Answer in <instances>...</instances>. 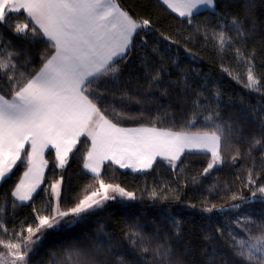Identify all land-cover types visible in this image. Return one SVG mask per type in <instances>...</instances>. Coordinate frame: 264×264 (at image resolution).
I'll use <instances>...</instances> for the list:
<instances>
[{"label":"trees","instance_id":"obj_1","mask_svg":"<svg viewBox=\"0 0 264 264\" xmlns=\"http://www.w3.org/2000/svg\"><path fill=\"white\" fill-rule=\"evenodd\" d=\"M117 3L137 22L148 19L151 25L134 36L131 51L120 62L115 78L102 77L94 85L104 93L107 103L134 117L122 120L120 126H152L150 121L159 117L157 127L180 130L198 111L201 115L197 122L186 129L195 131L203 127L204 114L218 111V122H228L233 132L223 147L224 162L206 175L201 173L211 157L199 152L184 153L175 168L164 159H157L150 169L140 172L104 164L100 179L132 192L135 199L116 197L79 217L65 218L56 229L38 233L41 239L31 246L28 264H117L118 258H123L125 264H148L151 255L142 254L127 239L126 234L133 230L141 231L146 243L151 238L153 247L158 242L157 234L160 241L171 237L172 259L180 264H207L204 250L211 251L212 247L218 254L215 264H242L227 244L228 232L239 231L234 221L250 217L256 222L251 226L253 233L257 232V224H264V196L253 197L250 191L264 185V148H254L248 154L252 138L264 137V0H215L217 14L200 11L191 24L160 0ZM233 17L243 21L248 33L246 39L235 41L234 48H240L245 56L255 51L254 75L261 82L260 91L245 87L246 65L237 59L234 48L220 51L211 39V32L221 25L230 27ZM23 21L21 13L19 21L13 17L10 23ZM0 31L4 45L10 41V47L21 52V65L30 59V67L20 70H38L41 54L49 50L46 38L17 36L7 26ZM205 31L209 33L207 40ZM230 35L235 37V32ZM157 73L159 80L153 81ZM6 85V79L0 80V88L6 89ZM194 101L199 102V109ZM90 147V141L81 138L63 169L56 166L55 153L47 152L48 164L40 188L28 203L17 201L13 207L15 198L11 193L26 170L25 164H17L0 184V206L4 207L0 220L8 228L7 233L0 231V239L14 240L17 233L27 236L22 229L35 227L38 215L51 213L55 208L49 187L52 183L61 181L60 205L65 209L99 187V181L83 167ZM237 147L240 157L233 162ZM249 169L255 180L251 186L247 185ZM233 194L243 199L232 200ZM211 204L223 210L202 211V206ZM235 204L240 207L233 208ZM170 218L181 222L179 240ZM217 228L224 229L223 236ZM205 236L212 237V242ZM0 252L7 255L2 247Z\"/></svg>","mask_w":264,"mask_h":264},{"label":"snow or ice","instance_id":"obj_2","mask_svg":"<svg viewBox=\"0 0 264 264\" xmlns=\"http://www.w3.org/2000/svg\"><path fill=\"white\" fill-rule=\"evenodd\" d=\"M160 3L186 18L190 24L201 8L217 14L215 0H160ZM21 13L23 22L10 23L13 17L19 21ZM5 26L17 36L46 38L49 49L41 54L38 70L21 71V67H30V59L21 65L18 60L21 52L11 48L10 41L9 45H4L3 32L0 31V80H7L6 89L0 88V182L9 176L18 162L26 165L23 177L11 193L15 198L13 207L17 206V201L32 200L43 183L44 168L48 164L44 159L45 149H55L56 166L63 169L81 137L91 142L83 167L99 181V187L65 209L60 205L61 181L52 183L49 187L56 199L55 208L50 214L38 215L35 227L22 229L27 236L17 233L14 240L0 239V247L7 250V256L0 252V264H28L31 246L41 239L38 233L58 228L65 218L79 217L102 207L105 201L116 198L110 192L135 199L132 192L100 179L99 170L106 160L122 168L143 170L151 168L156 158L161 157L175 168L176 161L185 152L210 153L211 158L201 175L224 162L223 147L233 132L228 122H218V111L204 114L203 127L195 131L186 129L197 122L201 115L198 111L193 112L180 130H173L174 126L157 127L159 117L150 121L152 126L121 127L122 120L134 117L107 103L104 93L94 87L102 77L111 75L115 78L120 62L131 51L134 36L139 30L150 28L148 19L137 22L117 0H0V29ZM231 32H235V37L230 35ZM247 35L243 21L233 17L230 27L219 26L218 30L211 32V39L220 51H224L234 48L235 41L246 39ZM204 37L209 38L208 31L204 32ZM234 50L237 59L246 65L245 87L260 91L261 82L254 75L255 51L245 56L240 48ZM152 80H159V73L153 75ZM193 103L199 109V102ZM257 147L264 148V137L252 138L248 154L251 155L252 149ZM239 157L237 147L231 159L235 162ZM261 158L264 159V153ZM253 184L255 180L249 169L247 185ZM44 191L47 193L48 189ZM250 191L253 197L257 194L264 196V185L254 190L250 188ZM231 199L243 198L233 194ZM232 207L239 208L240 205ZM213 210L222 211L223 208L218 209L215 204L202 206V211L211 213ZM3 212L4 207L0 206V214ZM170 219L174 236L179 240L181 222ZM255 223L250 217L237 219L234 224L239 231L228 232V247L242 264H264V224H257V232L253 233L251 226ZM0 231L8 232L2 220ZM216 231L223 236L224 229L217 228ZM126 236L142 254L151 255L148 264H180L172 259L171 237L165 236L160 241L157 234L158 242L153 247L151 238L146 243L141 231L133 230ZM204 239L209 243L213 240L209 236ZM204 252L208 257L207 264H215L218 256L215 247ZM117 264H125V261L118 258Z\"/></svg>","mask_w":264,"mask_h":264},{"label":"crops","instance_id":"obj_3","mask_svg":"<svg viewBox=\"0 0 264 264\" xmlns=\"http://www.w3.org/2000/svg\"><path fill=\"white\" fill-rule=\"evenodd\" d=\"M174 13V12H173ZM177 16H179L177 13H175ZM180 17V16H179ZM182 18V17H181ZM134 128V127H133ZM81 138H83V137H81ZM80 138V139H81ZM86 138V137H85ZM88 139V138H87ZM89 140V139H88ZM90 141V140H89ZM90 144H91V142H90ZM26 148L28 147L27 145L25 146ZM49 151H53L54 153H55V149H53V148H51V147H49V148H47V149H45V151H44V159H45V155H46V153L47 152H49ZM55 155H56V153H55ZM70 155V154H69ZM157 159H161V158H156V160ZM46 160V159H45ZM155 160V161H156ZM155 161L153 162V164L155 163ZM19 163V162H18ZM17 163V164H18ZM106 163H112V164H114V165H116V166H118L119 168H121V169H123V170H129V171H133V172H140V171H146V169H143V170H134V168H132V167H124V168H122V167H120V165L119 164H116V163H113L112 161H110V160H106V161H104L103 162V164L101 165V167H100V173H101V171H102V168H103V165L104 164H106ZM17 166V165H16ZM16 166H14L13 167V169L16 167ZM47 167V166H46ZM46 167L44 168V174H45V171H46ZM137 168H139V165H137ZM84 170L88 173V174H91V175H93L91 172H89L87 169H85L84 168ZM148 170V169H147ZM13 171V170H12ZM10 175V174H9ZM2 182H0V184H1ZM126 198V197H125ZM95 209H97V208H95ZM92 211V210H91Z\"/></svg>","mask_w":264,"mask_h":264},{"label":"rangeland","instance_id":"obj_4","mask_svg":"<svg viewBox=\"0 0 264 264\" xmlns=\"http://www.w3.org/2000/svg\"><path fill=\"white\" fill-rule=\"evenodd\" d=\"M203 10H209V9H207V8H201L200 9V11H203ZM199 11V12H200ZM186 153V152H185ZM200 153V152H199ZM210 154V153H209ZM158 158V157H157ZM159 158H161V157H159ZM161 159H163V158H161ZM177 162V161H176ZM147 169H150V168H146V170ZM41 186V185H40ZM39 189V188H38ZM38 189H37V191H38ZM60 189H61V185H60ZM35 194V193H34ZM34 194H33V196H34ZM110 195H115V197H120V198H124V199H128V198H125V197H121V196H119L118 194H115V193H109ZM54 197V196H53ZM128 200H132V199H128ZM109 200H107V201H105L104 203H103V205L105 204V203H107ZM19 202V201H18ZM29 201H25V202H19V203H28ZM54 203H55V206H56V199L54 198ZM5 256H7L6 254H5ZM28 257H29V255H28ZM28 257H27V260H28Z\"/></svg>","mask_w":264,"mask_h":264}]
</instances>
